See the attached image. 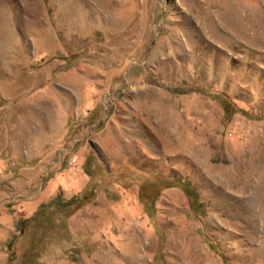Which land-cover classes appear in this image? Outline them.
Segmentation results:
<instances>
[{"label":"rangeland","instance_id":"1","mask_svg":"<svg viewBox=\"0 0 264 264\" xmlns=\"http://www.w3.org/2000/svg\"><path fill=\"white\" fill-rule=\"evenodd\" d=\"M264 0H0V264H264Z\"/></svg>","mask_w":264,"mask_h":264},{"label":"trees","instance_id":"2","mask_svg":"<svg viewBox=\"0 0 264 264\" xmlns=\"http://www.w3.org/2000/svg\"><path fill=\"white\" fill-rule=\"evenodd\" d=\"M262 118H264V116Z\"/></svg>","mask_w":264,"mask_h":264}]
</instances>
